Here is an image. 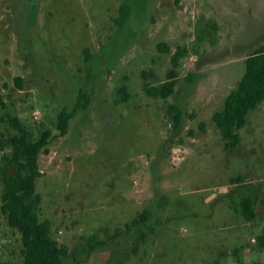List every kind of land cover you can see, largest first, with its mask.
Wrapping results in <instances>:
<instances>
[{
    "label": "rangeland",
    "instance_id": "374dc122",
    "mask_svg": "<svg viewBox=\"0 0 264 264\" xmlns=\"http://www.w3.org/2000/svg\"><path fill=\"white\" fill-rule=\"evenodd\" d=\"M262 44L264 0H0V157L18 132L7 113L33 139L49 131L35 210L68 249L63 264L264 259V99L234 147L212 117ZM169 76L167 96L144 91ZM79 90L89 102L60 134ZM15 171L0 172V195ZM21 247L0 212V264L21 263Z\"/></svg>",
    "mask_w": 264,
    "mask_h": 264
},
{
    "label": "trees",
    "instance_id": "16d2710c",
    "mask_svg": "<svg viewBox=\"0 0 264 264\" xmlns=\"http://www.w3.org/2000/svg\"><path fill=\"white\" fill-rule=\"evenodd\" d=\"M128 16V7L120 6V14L116 19L121 24ZM244 72L237 84L225 97L222 109L213 113V120L218 126L226 148L234 147L239 142L238 129L247 121L249 111L256 108L264 99V44L258 46L244 59ZM145 77V76H144ZM18 85L21 77H15ZM174 80L169 78L156 84L144 81V91L153 97H165L172 92ZM120 101L127 99V91L122 89ZM89 94L79 90L71 108L63 106L57 113L56 127L60 134L67 131L69 119L75 115L79 107L89 102ZM174 123L177 125L180 112L172 108ZM9 123L18 130L10 137L11 150L0 157V172L5 166H14L16 171L4 174L1 191L0 212L7 218L8 224L16 228L21 240V263L13 264H63L68 254L65 246H60L52 237L48 223L41 221L36 213L39 196L36 193V179L41 175L38 166V155L46 150L49 131H42L36 138H31L28 131L21 125L17 116L6 114ZM2 146V144H0ZM241 212L246 219L254 216L252 199L243 198L239 202ZM256 245L264 250V230L256 236Z\"/></svg>",
    "mask_w": 264,
    "mask_h": 264
},
{
    "label": "flooded vegetation",
    "instance_id": "af4514ba",
    "mask_svg": "<svg viewBox=\"0 0 264 264\" xmlns=\"http://www.w3.org/2000/svg\"><path fill=\"white\" fill-rule=\"evenodd\" d=\"M235 262L236 264H264V259L258 260L251 255H249V257L242 255L241 257L237 258Z\"/></svg>",
    "mask_w": 264,
    "mask_h": 264
}]
</instances>
